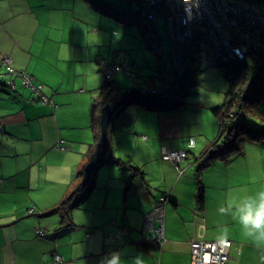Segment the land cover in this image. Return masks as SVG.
<instances>
[{
  "label": "crops",
  "instance_id": "obj_1",
  "mask_svg": "<svg viewBox=\"0 0 264 264\" xmlns=\"http://www.w3.org/2000/svg\"><path fill=\"white\" fill-rule=\"evenodd\" d=\"M92 46L75 44L76 51H56L50 60L43 53L36 59L32 54L27 59L12 57L16 68L31 72L43 83L44 93L54 103L35 98L18 78L13 88L0 84L4 129L0 131V264H55L56 253L63 256L61 264H100L114 251L122 253L121 264H134L138 255L144 264H190L192 239H223L225 228L227 239L233 241L229 260L261 264L264 246L258 247L244 234L235 208L224 214L219 209L264 191V141L259 146L263 164L240 169L246 180L237 173L223 178L208 172L212 163L200 171L196 157L209 145L210 136L186 137L178 121L166 123L163 113H149L163 110L140 103L118 110L112 120L115 155L122 156L117 155L118 132L126 126L130 133L140 132L144 140L140 160L134 165H99L89 195L70 211L71 227L61 226V212L46 213L72 189L79 168L88 161L86 152L94 139L92 103L106 82H100L95 59L101 54L94 53ZM119 78L114 80L119 83ZM260 106L264 110V98ZM151 114L161 119L151 120ZM142 115L148 121L139 128ZM190 137L195 139L194 146L189 145ZM181 147L188 156L178 165L162 157L163 149ZM129 161L133 162L131 157ZM201 185L203 203L199 201ZM161 197L168 202L165 235L159 242L149 238L144 226L146 215Z\"/></svg>",
  "mask_w": 264,
  "mask_h": 264
},
{
  "label": "rangeland",
  "instance_id": "obj_2",
  "mask_svg": "<svg viewBox=\"0 0 264 264\" xmlns=\"http://www.w3.org/2000/svg\"><path fill=\"white\" fill-rule=\"evenodd\" d=\"M98 1L113 5L119 9L120 14H124V9L140 13L143 8L148 7L146 0ZM93 5L96 6L90 0H0V56L7 54L11 57L27 59L32 54L36 59L43 53V57L46 56V60H50L56 51L62 53L76 51L75 44L89 43V46L93 45L94 53L101 54L97 62L95 59L101 83L108 80L101 70L100 63L102 58H106L131 65L138 76L131 78L122 69L112 78L120 75L118 84L137 90L145 83L143 78L148 74L156 73L161 64L172 70L170 41L167 37L164 17L157 18L152 32L154 36L161 37L159 48L156 49L152 48L154 40L150 33L144 32L142 23L126 21L116 15L102 12ZM262 8L264 12V2ZM259 43L262 46L261 50H264V39H260ZM160 55H162L161 58L158 57ZM249 58V63L256 62L254 58ZM261 63L264 65V61ZM218 65L207 60L202 62L201 70H198V76L193 85H187L184 88L186 103L176 108L177 110H150L149 113H157V115L163 113L161 115L166 116V123L175 124L174 122L178 121L186 137L190 135L196 137L203 133L214 140L219 136L221 126L220 119L213 112L212 107L227 103L232 96L230 82ZM192 67L194 63L188 60L187 68ZM0 77V79L10 78L5 67L1 70ZM176 100L178 97L171 99V101ZM131 111L133 110L128 113ZM158 117L152 114L148 116L151 120ZM242 119L238 116L235 121ZM139 120L141 122L137 126L144 128V124L148 121L147 117L142 115ZM248 120L254 122L255 117L249 115ZM128 129L130 128L125 126L118 132L120 147L117 149V155H122L119 158L123 161H129L131 157L133 162L130 163L134 165V162L143 156L145 146L140 132L131 129L132 133H130ZM147 136L148 139L153 138L150 135ZM260 142L248 140L244 145V153L232 154L226 160H215L212 166L206 169H210L208 172H214L223 178L227 173H237L238 177L246 180L244 172L240 171L241 168L254 163L263 164ZM194 158L195 154L191 159L194 160Z\"/></svg>",
  "mask_w": 264,
  "mask_h": 264
},
{
  "label": "trees",
  "instance_id": "obj_3",
  "mask_svg": "<svg viewBox=\"0 0 264 264\" xmlns=\"http://www.w3.org/2000/svg\"><path fill=\"white\" fill-rule=\"evenodd\" d=\"M90 1L93 2V4H96V6H93L100 9L102 12L112 14L114 16L116 15L117 17L125 19L126 21L131 20L142 23L145 29L144 32L150 33L154 40L151 45L152 48H159L158 44L161 40V37L154 36L152 34L157 23V19H149L145 14H143V10L147 7L143 8L140 13L124 9V14H120L118 12L119 9L113 7V5L109 3L98 0ZM260 38L264 39L263 32L261 33ZM261 47V44H259V49L251 52L242 64L229 65L216 59L212 54L211 47L207 40L202 35L196 34V36H194V38L185 45V72L182 77L181 86L178 87L174 93L163 98L155 94H141V88L147 85H165L169 82L170 76L174 72L173 68L172 70H169L167 69V66H163L161 64V66L157 68L156 73L148 74L145 78H143L145 83L138 90L125 88L118 84V82H116V80H114L112 77L108 78V80L99 88L97 95L93 99L91 126L94 132V139L89 144L88 150L86 152V156L88 158L87 162L92 159H97L98 164L94 167L90 178L87 180V174L85 171V165L87 162L84 163L79 168L75 176L76 183L72 189L57 205L46 211V213L49 214L61 212V226L68 225V227H71L74 224V221L70 216V211L72 208L82 203L89 195V192L94 186V178L98 166L105 163L130 164V161H123L121 158L115 155L114 144L112 140V133L114 130L112 120L117 111L132 103H140L149 109L156 110H171L179 108L186 103V100H184V93L186 90L184 88H186L187 85H193L198 76V70H201L202 62L205 60L211 63L219 64L218 66L220 67L221 71L226 75L230 82V92L232 96L227 103L212 107L213 112L220 119V134L214 140H211L209 145L205 147L196 157L198 170H203V168L209 166L215 160H226L232 154L244 153V145L248 140L263 142L264 110L261 108L260 103L264 98V65L261 63L264 61V50H261ZM156 52L159 53L158 50H156ZM158 57L161 58L162 55ZM249 57L254 58L256 62L253 64L249 63ZM188 60H191L194 63V67L190 69L187 68ZM2 66H4V64L1 60L0 74ZM6 73L8 74L7 70ZM136 76H138L137 72ZM136 76L130 75L131 78ZM9 80L10 78L6 80L0 79V84H5L12 88L15 87L16 78H14V86L9 84ZM30 89L35 95V98L40 100L33 89ZM174 97H178V100L171 101V99ZM107 103H111V105L114 107V113L109 125L107 141L104 142L102 138L100 119L102 108ZM249 115L255 117L254 122H250L248 120ZM238 116H241L243 119L235 121ZM1 130H4L3 126L0 128V131ZM177 149H185L188 156V150L186 148L181 147ZM130 166L133 167L132 165ZM203 200L204 191L203 186L201 185L199 188V201L203 203Z\"/></svg>",
  "mask_w": 264,
  "mask_h": 264
},
{
  "label": "built area",
  "instance_id": "obj_4",
  "mask_svg": "<svg viewBox=\"0 0 264 264\" xmlns=\"http://www.w3.org/2000/svg\"><path fill=\"white\" fill-rule=\"evenodd\" d=\"M148 7L143 10L149 19L164 17L167 37L170 41V58L173 74L169 82L162 86L147 85L141 88V94H155L161 98L171 95L182 84L185 72V45L194 36L202 35L211 47L216 59L231 65L242 64L248 55L259 49V37L264 30V0H146ZM2 63L10 76L9 84L14 86V78L36 93L43 103H54L43 91V83L34 74L16 68L10 55H2ZM101 70L107 78L118 74L120 70L131 76L136 71L131 65H125L106 58L100 60ZM0 124V128H1ZM190 145L195 144L190 137ZM64 146V144H62ZM187 156L185 149L165 148L162 157L179 164ZM167 197H161L155 208L146 215L144 230L149 238L162 241L164 238L165 210ZM160 224L156 225L155 222ZM37 232L45 236L41 228ZM127 232V231H126ZM124 232V233H126ZM123 235V234H122ZM121 236V235H120ZM233 241L227 239H192L190 264H236L229 260ZM63 256L55 254V264H61Z\"/></svg>",
  "mask_w": 264,
  "mask_h": 264
},
{
  "label": "clouds",
  "instance_id": "obj_5",
  "mask_svg": "<svg viewBox=\"0 0 264 264\" xmlns=\"http://www.w3.org/2000/svg\"><path fill=\"white\" fill-rule=\"evenodd\" d=\"M235 208L238 221L244 230V234L253 238L257 246H264V191L257 192L235 205L229 204L228 208L221 207L219 211L224 214ZM224 242L227 243L228 229L224 230ZM122 253L114 251L103 257L100 264H121ZM261 264H264V255L260 257ZM134 264H144L141 255L134 258Z\"/></svg>",
  "mask_w": 264,
  "mask_h": 264
},
{
  "label": "water",
  "instance_id": "obj_6",
  "mask_svg": "<svg viewBox=\"0 0 264 264\" xmlns=\"http://www.w3.org/2000/svg\"><path fill=\"white\" fill-rule=\"evenodd\" d=\"M113 113H114V107L111 105V103H107L103 106L100 124H101V130H102V138L104 142L107 141L109 125H110ZM97 164H98L97 159H92L86 163L85 171L87 174V180L90 178L92 170Z\"/></svg>",
  "mask_w": 264,
  "mask_h": 264
}]
</instances>
